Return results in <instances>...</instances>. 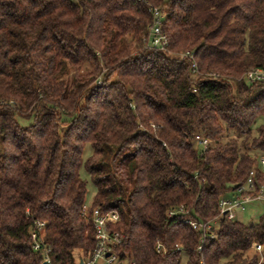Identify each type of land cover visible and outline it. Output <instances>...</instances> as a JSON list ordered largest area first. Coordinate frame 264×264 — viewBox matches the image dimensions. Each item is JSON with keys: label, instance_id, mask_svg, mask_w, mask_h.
<instances>
[{"label": "trees", "instance_id": "trees-1", "mask_svg": "<svg viewBox=\"0 0 264 264\" xmlns=\"http://www.w3.org/2000/svg\"><path fill=\"white\" fill-rule=\"evenodd\" d=\"M154 10L165 53L146 47ZM187 52L193 60L177 58ZM254 69L264 70V0H0V264H42L36 221L50 264L90 254L82 167L136 264H258L249 252L264 247V213L253 224L218 217L250 171L246 194L264 185L253 154L264 124L251 132L264 85L244 80ZM187 220L215 227L202 239Z\"/></svg>", "mask_w": 264, "mask_h": 264}, {"label": "built area", "instance_id": "built-area-1", "mask_svg": "<svg viewBox=\"0 0 264 264\" xmlns=\"http://www.w3.org/2000/svg\"><path fill=\"white\" fill-rule=\"evenodd\" d=\"M154 22L149 31V38L147 41V48H154L158 51L165 53L167 48V39L161 32L160 24L162 21L158 11H153ZM177 58L181 60H193L192 53H181L177 55ZM192 69H195V63L191 65ZM244 80L250 83H260L264 85V70L254 69L250 70L244 75ZM196 145L205 150L210 141L200 135L194 138ZM261 164L264 165V158L261 159ZM254 187V171H250L247 181L244 186L237 189L235 195L229 199L222 198L218 204V217L229 221L235 220L236 211H243L244 205L248 202L258 199H264V185H262L255 197L246 194V191H252ZM180 213L182 209H179ZM174 215L173 212H169L168 216ZM81 216L85 219L88 225H91L94 230V248L86 258H78L76 264H136L132 260L128 259L126 254L119 252L121 244V238L119 234L113 230V226L118 221V215L115 211H101L98 207H94L92 203H85L81 209ZM186 223L194 231H200L202 233V239L209 236V233L213 229L214 222L197 223L187 220ZM45 224L43 222L36 221L34 223V229L30 232V237L33 242L32 248L34 251L43 250V262L50 264L48 256L49 249L41 241V231ZM201 239V241H202ZM262 246L259 244H252V250L254 255L262 252ZM179 249V248H178ZM157 253L165 252L164 248L157 244L155 246ZM258 257V256H257ZM42 262V263H43ZM258 264H262L258 260Z\"/></svg>", "mask_w": 264, "mask_h": 264}, {"label": "rangeland", "instance_id": "rangeland-1", "mask_svg": "<svg viewBox=\"0 0 264 264\" xmlns=\"http://www.w3.org/2000/svg\"><path fill=\"white\" fill-rule=\"evenodd\" d=\"M19 124L22 126H28L31 122V120L27 119H18ZM264 124V118H259L255 122V124L251 128L252 135L255 137L257 134V127L259 125ZM91 147L89 145H86L84 147L83 155H82V160L83 162L91 155ZM257 156V169L261 173H264V165L261 164V159L264 158V151H256L253 152ZM80 177L87 182V194H86V203L90 204L93 200L94 194H95V188L93 187L88 175L86 174L84 167L81 168L80 172ZM233 197V193H229L225 196V198L229 199ZM264 213V199H258V200H253L251 202H248L247 204L244 205V210L243 211H236V220L243 223V224H250V223H256L260 216ZM215 227V225H214ZM213 227V228H214ZM249 254L254 255L255 253L253 250L249 252ZM258 260L264 264V247L262 248V252L260 254H257ZM181 264H186V257L182 256L181 257Z\"/></svg>", "mask_w": 264, "mask_h": 264}, {"label": "water", "instance_id": "water-1", "mask_svg": "<svg viewBox=\"0 0 264 264\" xmlns=\"http://www.w3.org/2000/svg\"><path fill=\"white\" fill-rule=\"evenodd\" d=\"M42 264H47V262H43Z\"/></svg>", "mask_w": 264, "mask_h": 264}]
</instances>
